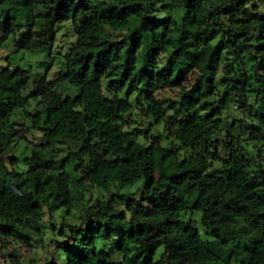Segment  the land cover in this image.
Returning a JSON list of instances; mask_svg holds the SVG:
<instances>
[{
    "label": "trees",
    "instance_id": "1",
    "mask_svg": "<svg viewBox=\"0 0 264 264\" xmlns=\"http://www.w3.org/2000/svg\"><path fill=\"white\" fill-rule=\"evenodd\" d=\"M5 47L0 257L50 230L44 264H264V0H0Z\"/></svg>",
    "mask_w": 264,
    "mask_h": 264
},
{
    "label": "rangeland",
    "instance_id": "2",
    "mask_svg": "<svg viewBox=\"0 0 264 264\" xmlns=\"http://www.w3.org/2000/svg\"><path fill=\"white\" fill-rule=\"evenodd\" d=\"M41 11V9H39ZM57 29V38L55 42V49L59 53H64L66 48L72 44L75 40V35L73 33V29L71 26L70 21H66L64 23H60L56 26ZM13 48H7L2 49L0 51V64L5 63L6 56L10 51H12ZM58 56V55H57ZM57 56L53 57L52 65L48 67L47 65L42 64L44 61L41 59L40 56L35 57L31 56L30 52H24V51H18L15 52L13 55H10V62H13L15 64L23 65V66H31L33 69L34 74H42L47 72L49 75V78H53V75L55 74V70L60 66V60L57 58ZM47 60V59H46ZM35 76L32 75V78ZM55 91L61 94V96H72L76 94L77 90L71 86H69L67 83H62L58 86L55 87ZM35 107H36V102L31 101L30 105L28 106V110L32 113L35 112ZM136 118V116H134ZM15 123L17 125L22 124L23 122L26 123L28 127V132L26 134L25 139L17 140V147L16 150L10 155L12 156H17L19 158V154L25 150V147L30 149L32 144H42L44 143V140L42 138V133L38 129H35L32 127V122L31 119L28 116H25V119L23 116L19 115L16 116L15 118ZM79 145V144H78ZM74 146L73 144L65 145V144H58L57 146V159L60 160L62 159L66 149L68 147ZM19 166L22 167V161L19 158ZM114 189L120 188L116 184L113 186ZM136 188L135 186L131 187H125V188H120L121 191H126V190H134ZM92 190V198L95 199V197L100 196L101 194H106L104 191H101L97 188H93ZM88 197V196H87ZM45 208V216H44V222L45 223H50V222H57L61 216L62 209H56L53 214L51 215L49 212L48 205H44ZM194 217L196 219H199L200 214L195 213ZM53 238V233L50 230L46 231V234L44 236V240H41L40 237H36L32 241L31 246H25L24 244H13L11 245L7 251L4 252V255L0 257V264H11V259L10 255H12V258L15 257L19 259L21 264H44L47 259V248L45 247L46 243L48 240Z\"/></svg>",
    "mask_w": 264,
    "mask_h": 264
}]
</instances>
